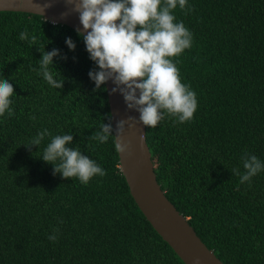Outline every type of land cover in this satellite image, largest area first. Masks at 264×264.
Listing matches in <instances>:
<instances>
[{"label":"trees","instance_id":"16d2710c","mask_svg":"<svg viewBox=\"0 0 264 264\" xmlns=\"http://www.w3.org/2000/svg\"><path fill=\"white\" fill-rule=\"evenodd\" d=\"M187 4V15L173 11L193 33L177 67L198 108L191 122L165 117L146 126L156 178L224 264H264V171L243 184L232 171L243 173L244 152L264 161V0ZM25 29L35 44L20 40ZM54 48L49 70L63 80L58 89L37 74L43 52ZM96 67L71 27L0 11V79L15 93V115L0 117V264H184L131 196L112 138L91 140L111 123L105 84L95 89L88 76ZM45 128L72 135L66 147H78L107 175L87 185L53 175L54 164L42 159L51 137L26 145Z\"/></svg>","mask_w":264,"mask_h":264},{"label":"clouds","instance_id":"9594fccd","mask_svg":"<svg viewBox=\"0 0 264 264\" xmlns=\"http://www.w3.org/2000/svg\"><path fill=\"white\" fill-rule=\"evenodd\" d=\"M72 11L79 14L80 28L75 31L85 44L89 58L95 62L96 70L88 73L95 82V89L111 80L115 85L113 93L119 91L128 109L139 112V118L129 116L127 120L116 123L115 133L112 124H101L91 140L105 144L110 137L118 154H131L130 143L122 134L125 125L134 127L141 123L154 128L165 117L176 123H188L194 119L198 108L197 94L191 84L181 82L177 65L178 57L193 43V33L183 21H176L173 11L179 7L188 14L192 6L187 0H68ZM50 5H46L45 9ZM45 11V10H44ZM42 11V14L44 13ZM119 21V24H117ZM20 40L35 44L37 35L25 29L19 33ZM70 50L76 45L69 37L65 40ZM58 49L45 51L39 60L40 71L47 84L55 89L63 87V80L54 79L49 66ZM176 57L172 60L170 58ZM66 58V57H65ZM33 71H36L33 69ZM106 90V89H105ZM15 95L8 79H0V117L15 115L10 97ZM35 119V117H30ZM111 119V117H110ZM45 136L51 140L43 148L42 159L54 164L53 175L61 173L64 178L75 177L87 185L95 176L104 177L106 170L96 160L83 155L79 148L66 147L73 140L72 135H52L47 129L37 133L26 145H40ZM243 173L233 168L240 183H250L251 179L264 171V161L254 154L244 152L241 156ZM58 231V230H56ZM50 241L57 240V234L48 236Z\"/></svg>","mask_w":264,"mask_h":264},{"label":"water","instance_id":"95a60500","mask_svg":"<svg viewBox=\"0 0 264 264\" xmlns=\"http://www.w3.org/2000/svg\"><path fill=\"white\" fill-rule=\"evenodd\" d=\"M46 5L50 6L45 9ZM72 7L68 0H0V11L37 14L49 22L67 25L74 30L80 28L83 31L79 14L72 11ZM113 87L115 85L111 80L106 82L111 123L115 133L118 121L127 120L129 116L139 118L140 114L135 109H128L120 92L111 91ZM122 138L130 143L131 154H118L120 170L131 196L154 230L184 264H224L196 234L158 183L146 141V126L137 123L134 127H129L126 124Z\"/></svg>","mask_w":264,"mask_h":264}]
</instances>
